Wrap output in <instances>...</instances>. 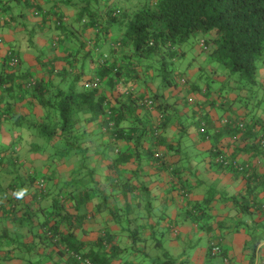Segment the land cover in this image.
<instances>
[{
  "label": "trees",
  "instance_id": "trees-1",
  "mask_svg": "<svg viewBox=\"0 0 264 264\" xmlns=\"http://www.w3.org/2000/svg\"><path fill=\"white\" fill-rule=\"evenodd\" d=\"M114 3L56 0L55 10H46L36 7V0H0V135L4 130L11 135L9 143L0 138V264L14 260L137 264L124 259L111 230L93 239L88 220L95 211L106 210L110 200L117 201L118 189L127 199L136 190L129 180L118 188L125 166L132 162L142 166L148 158L172 170L170 156L178 154L188 133L187 127L176 124L180 133L166 134L177 103H170L159 87L137 94L133 89L122 90V84L152 82L160 76L155 73L158 57L182 58L181 52H186L178 49L179 44L192 34L206 37L207 49L202 46V50L224 67L217 85L216 80L206 84L205 97L211 101L210 95L217 92L221 107L237 104L251 113L264 102V81L259 76L264 66V0ZM62 4L73 7V12L64 11ZM29 10L39 14L43 27L29 28ZM88 30L95 33L89 35ZM15 58L18 61L12 64ZM96 78L100 80L97 87L86 86ZM185 79L186 84H181L164 76L161 84L187 86ZM146 95L157 104L153 111L141 113V99ZM227 118L226 127L215 136L210 117L205 118V132L199 129L203 118L190 125L199 129L201 140L210 143L214 165L235 169L217 158L223 155L248 164L251 159L237 161L234 153L248 147L255 159L264 151V134L257 133L253 117L245 130L236 125L237 117ZM227 138L230 141H224ZM25 146L30 154L21 156ZM103 163L112 170L103 175L104 180ZM241 172L250 179L252 189L241 199L242 210L248 212L252 179L260 174L254 168L251 171L250 165ZM182 194L192 222L209 215L206 206L190 202L188 187ZM135 234L132 243L137 242L139 234ZM261 240L264 237L255 243ZM142 242L141 256L147 258V239ZM162 257L151 258V264H177L167 251Z\"/></svg>",
  "mask_w": 264,
  "mask_h": 264
},
{
  "label": "crops",
  "instance_id": "crops-1",
  "mask_svg": "<svg viewBox=\"0 0 264 264\" xmlns=\"http://www.w3.org/2000/svg\"><path fill=\"white\" fill-rule=\"evenodd\" d=\"M36 2V7L39 5L46 10H55L56 0H36ZM114 5L117 6L116 3ZM62 7L69 13L74 10L73 7H68L65 4H62ZM14 9L15 12H18L16 6ZM28 15L31 21L29 28L33 24L36 25V28L40 24L41 27L44 26L39 14H37L38 17L34 16V10L33 13L29 10ZM87 33L94 34L95 31L88 30ZM13 38L16 40V36ZM59 53H62V50ZM25 57L28 60L31 59ZM259 76L261 81H264V66L261 67ZM140 81L131 84L123 83L122 90L133 89L137 94H143L160 88L158 91L166 96L170 103H177L171 112L173 122L166 134L169 136L179 134L176 124L187 127V130L184 129L188 133L183 138L182 148L178 154H175L174 157L170 156L172 163L170 169L172 170L162 169L145 157H143L145 159L142 161V166H139L137 162L125 166L123 177L118 182V188L124 187L122 183L129 180L136 186V190L127 199L118 189L116 202L110 200L106 210L94 212V215L88 220L89 232L93 239L98 233L111 230L116 235L124 259L130 258L136 260L138 264H143L140 252V247L142 248L144 245L143 239L137 238L142 244H138V240L132 243L130 233H152L147 237L146 251L149 254L147 258L164 257V252L167 251L170 257L178 254L177 257L180 258V261L182 259L189 261L191 257L185 248L175 247L178 239L185 238L188 240L187 247L192 248L193 241H199L203 236L206 237V245L201 248L197 263L204 261L206 264H223L224 258L227 257L230 264H264V240L255 243V239L264 237V151L262 150L263 152H260L255 159L252 158L254 156L253 149H248V147L234 153L237 161L243 162L251 159L250 162L247 161L251 171L254 168L260 174L256 180L252 179L254 187H252L254 193L250 200L252 207L248 212H244L241 208V199L247 195L249 190H252L248 182L250 179L236 169L214 165L212 157L207 155L210 143L201 140L198 132L200 128L197 129L194 125H190L196 119L203 118L201 127L203 122L208 123L205 118L210 117L213 120L210 124L211 133L215 136L226 127L227 122L223 121L228 119V116L238 118L235 120L236 125L241 121L246 124L253 117V121L257 123V133L264 134V102L257 106L254 113H251L250 109L239 108L237 104L232 107L225 104V107H221L224 110L223 114L219 115L215 110V107L218 106L217 92L210 95L212 96L210 101L204 96L208 91L206 85H199L198 89L197 83L178 87L167 85L168 88L163 90L162 85L158 88L156 82H151V80L146 85L141 84ZM217 84L218 82H215V85ZM256 102L253 103L256 104ZM227 108H229L228 114H226ZM144 110L153 111V109L142 106L140 112L142 113ZM228 140L230 141V138L224 141ZM262 141L261 145L264 148V139ZM192 146H195L196 151L187 152L186 148ZM230 153H233V149H230ZM201 154L206 155V159L196 157ZM101 170L102 180H104L103 175L112 173V170H109L104 163ZM186 187L189 189L190 202H197L201 206H206L208 210L209 215L201 216L198 223L192 222L185 210L186 201L182 192ZM97 202L99 199L96 198L95 203ZM95 203L91 204V208L94 209ZM110 207H113V212ZM166 232L170 233L169 240H172L169 246L168 242L161 240V236L164 239L163 236H166ZM160 233V240L151 243L149 239ZM91 236L90 238H92ZM214 239L219 241L222 247V253L216 256H213L210 251L211 240ZM155 244L157 248L154 247ZM194 258L195 254L192 261ZM35 261L36 259H33V262ZM10 264H25V262L14 260Z\"/></svg>",
  "mask_w": 264,
  "mask_h": 264
},
{
  "label": "rangeland",
  "instance_id": "rangeland-1",
  "mask_svg": "<svg viewBox=\"0 0 264 264\" xmlns=\"http://www.w3.org/2000/svg\"><path fill=\"white\" fill-rule=\"evenodd\" d=\"M137 1L138 0H125V3L127 4L126 6H132L134 4H137L136 3ZM116 3H119V0H116ZM25 38H26V35H25ZM204 38H206L204 35L200 33H194L182 44H179L180 47H178V49L181 48L182 50L186 52V53L181 52V54L183 53L182 58L174 59L172 56L168 54L158 57V61L155 66V73L157 72L158 74L160 73L159 74L160 76L156 77L152 81L156 82V85L158 87L162 85L161 88L162 89L164 88L163 90L168 88L166 84L165 85L161 84L162 83L161 79H163L164 76L171 78V80L177 83L179 82L181 78L184 77L188 79V84L197 83L200 86H204L207 83L213 84L212 80H216L215 82H217V79H219L218 77H222L224 74L223 73L224 67L222 63L211 60L209 57L208 51L202 50L201 40ZM23 48L25 49L26 46L23 45ZM27 57L29 56L27 55ZM229 86H233V84ZM174 87L176 86L174 85ZM221 102H223V100ZM215 110L219 115H222L224 112V110L221 108V105L216 106ZM0 138L4 143H9L11 141V135L6 130H4L1 133ZM186 150L187 152L193 153L196 151V148L195 146H192V147L186 148ZM28 154H30V152H28L27 146H25L24 148L20 150L21 156H26ZM207 155L209 156V154ZM30 156L32 157V155ZM196 157L197 158L204 157L206 159V155H203V154L197 155ZM131 234H132L131 239H133V237L136 234L135 233H131ZM138 234L140 236L138 238L142 240V239H147V237H149L148 235L152 233H138ZM160 235L161 233L159 235L155 234V236H153V238L149 240L151 241V243H155L157 240H160V237H159ZM165 235L166 236H163L164 239H162V236H161V240L168 242L167 244L169 246L172 241V240H169L170 233L166 232ZM139 239H137L138 244H142ZM178 240L179 241L177 244H175V247L181 248V249L185 248V250L188 252V255H190L191 257L190 258L191 260L186 261L182 259L180 261V258L177 257L178 254L173 253L174 255H172L171 258L176 259L177 264H206L204 261L203 262L201 261L202 263H197L199 262V258H200L199 254H200L201 248L206 245V237L202 236V238L199 241H193L194 245L192 248L187 247L188 240H186L185 238L178 239ZM154 247L157 248L156 246ZM160 251L162 252V249ZM194 254H195V258H194V261H192ZM142 261H143L142 262L143 264H151L150 258H143Z\"/></svg>",
  "mask_w": 264,
  "mask_h": 264
},
{
  "label": "built area",
  "instance_id": "built-area-1",
  "mask_svg": "<svg viewBox=\"0 0 264 264\" xmlns=\"http://www.w3.org/2000/svg\"><path fill=\"white\" fill-rule=\"evenodd\" d=\"M201 45L207 49V45L205 43V39H202L201 40ZM17 59H13L12 60V64H16L17 63ZM180 82L181 84H186V79L183 77L180 79ZM100 83V80L98 78L94 79V80H91V81H88L86 83V86L87 87H97ZM156 101L154 98H152L151 96H147L143 99H141V105L143 107H147L149 109H154L155 106H156ZM223 122H229L228 119H225ZM238 126L240 127L241 130H245V124L241 121L238 123ZM205 129H206V125L205 123L203 122L202 123V126L200 127V131L201 132H205ZM217 160L222 163V164H225V165H228V164H231L235 169L237 170H240V171H245L248 167H249V164H241L239 162H236V161H231L228 157L226 156H223V155H220ZM210 251H211V254L213 256H216V255H220L222 253V247H221V244L219 241H211V244H210ZM87 264H91L90 262H87ZM223 264H230V261L227 257L224 258V262Z\"/></svg>",
  "mask_w": 264,
  "mask_h": 264
}]
</instances>
